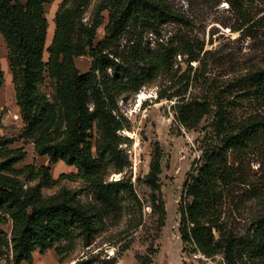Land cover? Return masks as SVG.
Returning a JSON list of instances; mask_svg holds the SVG:
<instances>
[{"label": "trees", "instance_id": "trees-1", "mask_svg": "<svg viewBox=\"0 0 264 264\" xmlns=\"http://www.w3.org/2000/svg\"><path fill=\"white\" fill-rule=\"evenodd\" d=\"M236 13L243 15V0H227ZM108 10L104 38L93 44L98 23L82 30L81 19L90 0H62L55 14V28L46 46L48 21L44 0H0V34L7 48V58L23 128L20 137L33 144L48 165L34 168L15 165L25 158L21 148L0 136V249L9 250L8 264H31L33 254L55 248L60 260L73 250L77 239L89 246L94 236L104 230L107 219L118 218L122 198L135 199L133 185L124 176L107 180L109 169L122 171L127 161L120 160L123 128L116 116V96L128 90L137 92L170 71L178 55L186 56L189 69L181 74L184 89L168 97H177L171 106L178 124L196 128L211 116V137L201 147L199 161L192 164L183 185L188 201L180 206L179 231L183 252L200 255L201 264H264V212L239 235L222 216L226 192L232 184L229 151L244 152L264 142V67L247 71L241 78L248 89L246 99L259 109L255 114L238 116L223 102L219 89L207 84L200 97H186L192 79L199 76L192 62H201L202 47L196 46L184 32L169 40H158L162 25L176 23L183 27L189 19L165 0H105ZM250 18L244 19L246 25ZM126 33L131 34L125 52H106ZM150 33L156 41H144ZM47 58L44 59V53ZM88 55V71L80 73L74 58ZM0 80L2 73L0 71ZM48 80L50 92L42 90ZM160 153L152 160L149 172L140 180L152 192L159 191ZM62 161L73 166V174L53 179L51 165ZM27 181H36L24 186ZM80 181L88 187L93 200L83 203L75 190L61 186L45 195L42 188H52L61 179ZM160 226L165 209L158 196L150 201ZM11 222L10 233L2 225ZM63 243V244H62ZM94 256L78 259L75 264H95ZM114 258L101 264H115ZM139 264H148L146 259Z\"/></svg>", "mask_w": 264, "mask_h": 264}, {"label": "rangeland", "instance_id": "rangeland-1", "mask_svg": "<svg viewBox=\"0 0 264 264\" xmlns=\"http://www.w3.org/2000/svg\"><path fill=\"white\" fill-rule=\"evenodd\" d=\"M62 0H44L45 16L48 21L46 46L51 42L55 28V14ZM175 9L181 10L189 19L183 27L176 23L162 25L158 40L167 41L175 33L184 32L192 42L202 47L201 62H192L199 78L192 79L186 97H200L206 85L214 84L219 89L223 102L232 108L236 115L255 114L259 109L246 96L247 88L241 78L247 71L264 67V0H243V15L235 12L227 0H165ZM105 0H90L81 19V28H96L93 44L105 35L104 26L108 20V10L103 9ZM251 21L244 24V19ZM131 34L126 33L112 44L106 52H125L130 47ZM144 41L154 44L155 36L144 34ZM47 53H44V59ZM173 68L159 76L150 84H145L137 92L128 90L116 96V116L123 128L117 133L121 137L120 160L127 166L119 172L109 169L107 180L129 178L133 185L135 199L131 195L122 198L121 214L118 218L107 219L104 230L94 236L89 246L77 239L73 250L64 254L62 260L55 248L44 254L35 252L31 264H75L78 259L94 256L95 264L102 259L114 258L115 264H139L146 259L148 264H201L200 255L183 252L180 238V206L189 199L185 197L183 185L191 172L192 164L199 161L204 139L211 137V116L193 129H187L176 121L171 106L177 97L172 94L184 89L181 74L189 69L186 56L178 55ZM80 73L88 71L91 58L82 55L74 58ZM0 136L11 141L12 148L25 152L23 161L15 165L22 169L26 165L34 168L48 165L46 156L35 153L33 144L20 137L23 123L15 100V91L10 73L7 48L0 34ZM50 92L48 80L42 87ZM160 153L161 173L158 180L159 191L152 190L142 181L149 172L155 156ZM229 170L233 173L232 184L226 192L222 205V216L239 234L247 232L255 218L264 212V142L246 149L244 152L229 151ZM73 166L62 161L51 165L50 174L58 179L60 174H73ZM138 178L140 180H138ZM24 186L36 181H27ZM61 186L78 193L83 202H91L93 197L88 187L80 181L61 179L52 188H42L45 195L56 192ZM158 196L165 209L162 226L156 213L151 211L150 201ZM3 231L10 233L11 222L2 225ZM63 244V243H62ZM9 250L0 249V264H8ZM208 264H221L222 258L207 261ZM27 264V263H24Z\"/></svg>", "mask_w": 264, "mask_h": 264}]
</instances>
